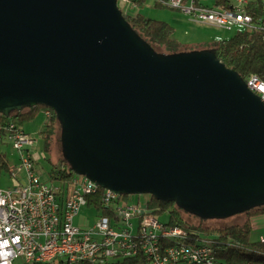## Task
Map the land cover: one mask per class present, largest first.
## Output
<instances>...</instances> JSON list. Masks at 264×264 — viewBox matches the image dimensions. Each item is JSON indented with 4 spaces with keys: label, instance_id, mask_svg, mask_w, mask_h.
<instances>
[{
    "label": "water",
    "instance_id": "1",
    "mask_svg": "<svg viewBox=\"0 0 264 264\" xmlns=\"http://www.w3.org/2000/svg\"><path fill=\"white\" fill-rule=\"evenodd\" d=\"M37 104L102 188L202 218L264 205V101L208 49L155 51L117 0H0V114Z\"/></svg>",
    "mask_w": 264,
    "mask_h": 264
},
{
    "label": "built area",
    "instance_id": "2",
    "mask_svg": "<svg viewBox=\"0 0 264 264\" xmlns=\"http://www.w3.org/2000/svg\"><path fill=\"white\" fill-rule=\"evenodd\" d=\"M160 6L179 11L189 20L223 29L264 30V0L254 19L245 9L246 0H236L230 9L208 6L201 0H155ZM125 10L130 0H117ZM248 89L264 101V80L255 74L244 79ZM46 118L50 111L44 110ZM0 142L16 151L18 164L9 169L10 186L0 187V264H114L119 259H137L139 264H215L213 242L194 249L189 233L168 225L150 211L147 201L126 202V197L100 187L84 175L74 174L65 182L44 181L36 164L44 153L34 151L36 139L13 122L0 120ZM94 212L92 223L80 210ZM79 217L82 223H75ZM84 222V223H83ZM88 223V224H87ZM161 234L184 237L190 251L161 242ZM264 242V237H260ZM212 255V263H200Z\"/></svg>",
    "mask_w": 264,
    "mask_h": 264
},
{
    "label": "trees",
    "instance_id": "3",
    "mask_svg": "<svg viewBox=\"0 0 264 264\" xmlns=\"http://www.w3.org/2000/svg\"><path fill=\"white\" fill-rule=\"evenodd\" d=\"M132 6L122 10L127 23L135 32L142 36L157 52H164L169 56L189 54L198 49H208L220 59L227 67L232 68L242 79L249 74H255L264 80V30L251 28L237 30L226 39H217L212 43L185 44L173 38V27L166 21L149 18L139 11L145 0H130ZM233 0H213L212 6L230 9ZM157 5V4H156ZM261 0H248L245 9L254 18L260 14ZM49 110L51 123L44 126L39 132L42 139V148L48 150L52 135L56 127H60L55 112L44 105L37 104L13 111L9 117L0 114L2 122H13L21 125L31 120L37 113ZM60 141V137H59ZM59 164H51L48 171L51 181L65 183L69 181L74 172L62 154ZM9 162L4 153L0 152V176L4 171H9ZM150 211L159 217L165 215L168 225L183 227L190 235L204 236L213 240L215 264H264V242H252L250 220L241 224H232L222 227L209 228L203 225H192L184 217L182 209L173 202L160 201L149 194H145ZM127 197V195H124ZM187 213V212H186ZM245 213L254 215L264 214V205L253 207ZM114 264H139L137 259H118Z\"/></svg>",
    "mask_w": 264,
    "mask_h": 264
},
{
    "label": "rangeland",
    "instance_id": "4",
    "mask_svg": "<svg viewBox=\"0 0 264 264\" xmlns=\"http://www.w3.org/2000/svg\"><path fill=\"white\" fill-rule=\"evenodd\" d=\"M235 1L236 0H233V2ZM201 2L208 6L213 4V0H201ZM139 11L149 18L163 20L171 24L173 27V38L185 44L199 45L204 43H212L217 39L219 40L229 38L236 32V28L223 29L189 20L177 10L156 5L155 0H145V2L139 7ZM43 111L37 113L31 120L23 123L21 128L36 139L34 151H37L39 154L44 153L46 155V158H41L38 161L36 164V169L41 179L49 182L50 179L48 171L51 167V164H59L62 160L59 141L60 127L58 126L55 128L48 150L42 148V139L39 132L44 128V126L51 123V115L49 118H46L43 114ZM0 152L5 154L10 168L18 164L17 153L9 143L0 142ZM8 186H10V174L9 171H4L0 176V187L5 188ZM145 198V194H129L125 200L126 202H134L137 199L144 200ZM80 216L83 218L86 217V220L90 224L93 222L94 212L87 208H82L80 210ZM183 217L192 225H203L209 228L241 224L246 220H250V241L255 242L260 240L261 236L264 237V214L250 217V214L242 212L225 217L223 219H217L202 218L184 212ZM160 218L165 220V215H161ZM75 223H82L81 220H79V217L75 219ZM14 264L25 263L22 257H18L15 259Z\"/></svg>",
    "mask_w": 264,
    "mask_h": 264
},
{
    "label": "bare ground",
    "instance_id": "5",
    "mask_svg": "<svg viewBox=\"0 0 264 264\" xmlns=\"http://www.w3.org/2000/svg\"><path fill=\"white\" fill-rule=\"evenodd\" d=\"M161 242L164 244H169L170 247L173 248H182V251H190V244H186L184 237L161 234ZM189 242L192 244L194 249H201L202 246H204V238H201V236L198 235H189ZM208 251H214L213 242L208 244ZM200 263H212V255H201Z\"/></svg>",
    "mask_w": 264,
    "mask_h": 264
},
{
    "label": "crops",
    "instance_id": "6",
    "mask_svg": "<svg viewBox=\"0 0 264 264\" xmlns=\"http://www.w3.org/2000/svg\"><path fill=\"white\" fill-rule=\"evenodd\" d=\"M235 3V2H234Z\"/></svg>",
    "mask_w": 264,
    "mask_h": 264
}]
</instances>
